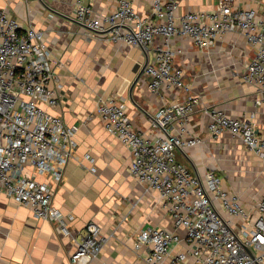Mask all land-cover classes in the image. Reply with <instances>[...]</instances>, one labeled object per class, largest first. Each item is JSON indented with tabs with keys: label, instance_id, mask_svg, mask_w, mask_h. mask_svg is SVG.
<instances>
[{
	"label": "built area",
	"instance_id": "2783aa9c",
	"mask_svg": "<svg viewBox=\"0 0 264 264\" xmlns=\"http://www.w3.org/2000/svg\"><path fill=\"white\" fill-rule=\"evenodd\" d=\"M177 5L176 0H154L152 14L143 17L129 0H119L115 11L102 16L79 1L74 14L79 24L106 33L110 41L151 52L153 60L145 75L152 92H185L183 101L164 104L155 113L156 138L135 129L125 104L109 98L97 107L106 130L129 149L131 174L148 190L159 193L174 225L185 230L182 239L162 228H146L136 246L149 249L147 264H184L190 256L196 264H264V196L246 206L239 193L224 188L215 169L201 179L177 159L179 150L201 142L189 126L202 99L191 93L182 71L175 67L182 51L169 47L173 38L188 37L206 51L227 33L243 34L255 52L242 81L255 87L260 105L264 99V14L234 9L230 0H221L214 11L177 16ZM158 38L164 47L155 46ZM54 80L44 33L35 28L23 32L8 11H0V190L30 209L34 219L50 222L58 236L72 239L76 249L71 264H91L106 243L100 225L88 222L83 234L74 237L69 228L74 216L54 206L56 189L77 149L75 129L48 110L61 103L60 91L52 86ZM205 113L210 115L209 133L214 139L228 133L264 160V137L254 125L218 109ZM176 125L178 132L172 134ZM183 240L188 252L173 253V246Z\"/></svg>",
	"mask_w": 264,
	"mask_h": 264
},
{
	"label": "crops",
	"instance_id": "0c3cea01",
	"mask_svg": "<svg viewBox=\"0 0 264 264\" xmlns=\"http://www.w3.org/2000/svg\"><path fill=\"white\" fill-rule=\"evenodd\" d=\"M79 1L105 16L115 11L119 0H0V11H8L23 32L35 28L44 33L54 63L52 86L60 91L61 99L57 108L48 110L62 116L66 125L76 131L77 149L56 189L54 206L74 216L69 226L74 237L83 234L88 222L100 225L106 243L91 264H147L145 255L149 249L136 246L142 230L162 228L182 239L185 230L174 225L159 193L148 190L131 174L129 149L106 130L97 107L109 98L125 104L135 129L156 138L159 130L153 127L155 113L164 104L183 101L185 92H152L145 71L140 79L139 76L153 60V54L141 46L110 41L106 33L90 31L79 24L74 17ZM129 1L143 17L152 14L154 0ZM176 1V15L180 16L214 11L221 0ZM230 3L234 9H254L260 16L264 14V0ZM163 42L158 38L155 46L164 47ZM169 47L182 51L175 59V67L182 71L191 93L202 99L189 126L201 142L179 150L177 159L201 179L212 169L217 174L225 172L233 157H238L237 148L245 146L228 133L214 139L209 133L211 118L205 110H222L230 118L251 123L264 137V99L257 105V90L242 81L255 50L237 32L223 35L206 51L195 47L188 37L173 38ZM177 128L176 125L172 134H177ZM223 186L230 188L225 183ZM75 249L70 237L58 236L50 222L34 219L30 209L0 190V264H71ZM188 249L183 240L173 246V253H187ZM184 264L196 262L190 256Z\"/></svg>",
	"mask_w": 264,
	"mask_h": 264
},
{
	"label": "rangeland",
	"instance_id": "374dc122",
	"mask_svg": "<svg viewBox=\"0 0 264 264\" xmlns=\"http://www.w3.org/2000/svg\"><path fill=\"white\" fill-rule=\"evenodd\" d=\"M237 152L238 157H233L232 165L218 176L229 189L239 193L246 204H252L264 195V160L242 146Z\"/></svg>",
	"mask_w": 264,
	"mask_h": 264
},
{
	"label": "water",
	"instance_id": "95a60500",
	"mask_svg": "<svg viewBox=\"0 0 264 264\" xmlns=\"http://www.w3.org/2000/svg\"><path fill=\"white\" fill-rule=\"evenodd\" d=\"M145 69H146V67L142 70V72H141V74H140V76H139V79H140V77L142 76V74L144 73ZM135 84H136V83H135ZM135 84H134V86H135Z\"/></svg>",
	"mask_w": 264,
	"mask_h": 264
}]
</instances>
